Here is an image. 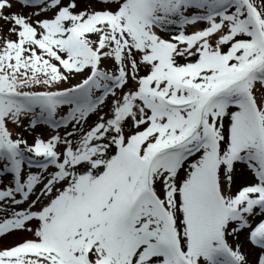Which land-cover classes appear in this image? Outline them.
I'll use <instances>...</instances> for the list:
<instances>
[{
  "label": "snow or ice",
  "instance_id": "1",
  "mask_svg": "<svg viewBox=\"0 0 264 264\" xmlns=\"http://www.w3.org/2000/svg\"><path fill=\"white\" fill-rule=\"evenodd\" d=\"M0 264H264V0H0Z\"/></svg>",
  "mask_w": 264,
  "mask_h": 264
}]
</instances>
